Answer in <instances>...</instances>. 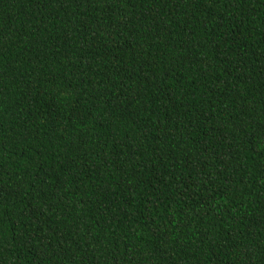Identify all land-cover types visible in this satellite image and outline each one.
Masks as SVG:
<instances>
[{"label": "trees", "instance_id": "1", "mask_svg": "<svg viewBox=\"0 0 264 264\" xmlns=\"http://www.w3.org/2000/svg\"><path fill=\"white\" fill-rule=\"evenodd\" d=\"M0 264H264V0H0Z\"/></svg>", "mask_w": 264, "mask_h": 264}]
</instances>
